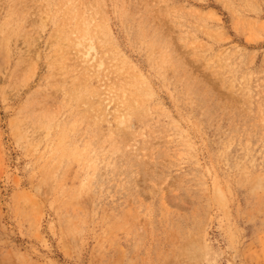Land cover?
Returning <instances> with one entry per match:
<instances>
[{
	"label": "rangeland",
	"instance_id": "rangeland-1",
	"mask_svg": "<svg viewBox=\"0 0 264 264\" xmlns=\"http://www.w3.org/2000/svg\"><path fill=\"white\" fill-rule=\"evenodd\" d=\"M0 264H264V0H0Z\"/></svg>",
	"mask_w": 264,
	"mask_h": 264
}]
</instances>
